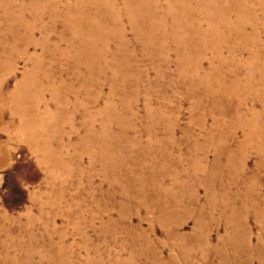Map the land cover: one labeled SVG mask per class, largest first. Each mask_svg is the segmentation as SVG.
I'll list each match as a JSON object with an SVG mask.
<instances>
[{"label":"rangeland","instance_id":"obj_1","mask_svg":"<svg viewBox=\"0 0 264 264\" xmlns=\"http://www.w3.org/2000/svg\"><path fill=\"white\" fill-rule=\"evenodd\" d=\"M33 1L36 45L0 71V264H264V102L248 78L264 70L249 64L264 58V0H62L51 22ZM154 6L147 43L130 16ZM2 17L0 53L14 38ZM188 26L202 47L180 49ZM80 38L90 62L74 57ZM26 75L34 146L8 104Z\"/></svg>","mask_w":264,"mask_h":264},{"label":"bare ground","instance_id":"obj_2","mask_svg":"<svg viewBox=\"0 0 264 264\" xmlns=\"http://www.w3.org/2000/svg\"><path fill=\"white\" fill-rule=\"evenodd\" d=\"M61 1L62 0H42V2H44L45 4H44V6L41 8V10H42V14L43 15H48V18H49V21L51 22V21H54V19H56L57 17H58V13H59V5L61 4ZM69 1V0H68ZM68 1H67V3H68ZM87 1V0H86ZM93 1V0H92ZM24 2H26V4L23 6V7H20V6H18V4H16V3H13V1L12 0H0V12L3 14V17L2 18H4L3 20H5V21H7V22H11L9 25H7V24H3L2 25V27L4 28V30H3V28H2V31H1V33H3V34H8V35H10V37H14L13 38V41H12V44L10 45L11 46V48H9V49H4L1 53H0V71H2V70H12V58H11V56H12V53H14L15 51H16V47H18L20 44H22V43H19V42H25L26 44H30V45H36V44H33L34 43V41H33V24L37 21V19H38V16H37V13H38V8L36 7V2L37 1H33L32 0V2H30V0H22L21 1V3H23L24 4ZM30 2V3H29ZM41 2V1H40ZM110 2V1H109ZM66 3V4H67ZM97 3V2H96ZM99 3V2H98ZM73 4H75V3H72V5ZM42 5V4H41ZM18 6V7H17ZM138 6V4L136 5V8H138L137 7ZM16 8V10H18L17 11V13H14L13 12V10ZM65 8V7H64ZM72 8H73V10H72V12H74V9H75V7H73L72 6ZM87 9H88V7H86ZM91 8V7H90ZM168 8V11H170V12H172V9H171V7L169 8V7H167ZM71 9V8H70ZM69 9V10H70ZM40 10V11H41ZM158 9H157V6H154L153 7V10L150 12V13H148V14H146L145 15V17H144V19L142 18V17H138V14H136V11L134 10V11H132V14H131V16H130V22H131V24H132V26H133V29L134 30H137V32L141 35V36H143L145 39H146V42L147 43H150V41H151V37L150 36H148L149 35V33H152L154 30L155 31H157V32H160V30L159 29H156V26L154 25V23L156 22V20H155V13H156V11H157ZM46 11V12H45ZM190 11V10H189ZM76 12V11H75ZM95 12V11H94ZM216 16H218V18H221V17H223V16H226V12L225 11H223V13L222 12H219V9H218V11H215V12H213ZM81 14H82V12H81ZM90 15H91V13H89ZM172 14V13H171ZM40 16V15H39ZM76 16V15H75ZM96 16V15H95ZM167 16V15H166ZM228 16V15H227ZM92 17H90V18H88L87 19V21L85 22L83 19H80V18H76V17H74L73 19H72V23H73V25L76 27V30L77 31H79V30H81V29H83V30H85L86 32H90V35H94V34H96L97 32H98V30L96 29V28H94L93 26H91V24H90V22H88L90 19H91ZM191 18H193V17H191ZM213 18V17H212ZM44 20V18L41 16V18H40V20ZM214 19V18H213ZM67 20H68V18H67ZM158 20V19H157ZM169 20V19H168ZM210 20L212 21V19L210 18ZM56 21V20H55ZM199 22V21H198ZM218 22V21H217ZM56 23V22H55ZM127 23V22H126ZM157 23V22H156ZM193 23V22H192ZM215 23V22H214ZM39 24V23H38ZM49 24H51V23H49ZM48 24V25H49ZM224 24V26H226V28L228 29V27H230L229 25H227L226 23H223ZM65 25V24H64ZM87 25V26H86ZM122 25V24H121ZM157 25V24H156ZM192 25V24H191ZM194 25V24H193ZM67 26V25H66ZM86 26V27H85ZM98 26V28H99V30H100V25H97ZM158 26V25H157ZM178 26V25H177ZM187 26V25H186ZM198 26V25H197ZM41 27V26H40ZM85 27V28H84ZM128 27V26H127ZM47 28H48V26H47ZM195 28V27H194ZM191 29H193L191 26H188V30H189V33L192 35V38H193V40H191L190 42L192 43V44H188V41L186 42V41H184L181 45V47H180V49H185V48H190V49H192V48H194V47H202V45L203 44H201V43H197V42H195V37H193L195 34L191 31ZM221 29V28H220ZM37 30V29H36ZM60 30V29H59ZM187 30V29H186ZM194 30V29H193ZM196 30V29H195ZM38 31V30H37ZM111 31V30H110ZM47 32V31H46ZM100 32H102V31H100ZM76 33V32H75ZM81 33H83V31L81 32ZM99 33V32H98ZM45 34V33H44ZM12 35V36H11ZM36 35V34H35ZM37 36V35H36ZM94 36H96V35H94ZM93 36V37H94ZM73 37V36H72ZM86 37V36H85ZM6 38V37H5ZM9 38V37H8ZM35 38V37H34ZM43 38H45V39H43ZM95 38H97V36L95 37ZM192 38H190V39H192ZM42 41L40 42V50L42 51V54H46V52L49 50V48L47 47V38H46V36L45 35H43L42 36ZM66 39V38H65ZM210 39V38H209ZM12 40V39H11ZM73 40V39H72ZM81 40V41H80ZM80 44H78V46H79V50L77 51V53H76V50H75V48H74V51H75V53H76V55L74 56L75 57V59L77 60V61H82V60H84L85 62H90L91 61V59H92V57L94 56V55H96V49H95V47H94V45H93V43L92 42H90L89 40H86L85 38L84 39H82V38H80ZM124 40V39H123ZM128 40V39H127ZM6 41V40H5ZM40 41V40H39ZM64 41V40H63ZM68 41V40H67ZM94 41V40H93ZM159 41V40H158ZM212 41V40H211ZM101 42V41H100ZM214 42V41H213ZM61 43V42H60ZM122 43V42H121ZM158 43V42H157ZM96 45V44H95ZM199 45V46H198ZM31 46V47H32ZM38 46V45H37ZM52 46V45H51ZM58 46V45H57ZM97 46V45H96ZM216 46V45H215ZM21 47H23V46H21ZM25 47V46H24ZM63 47V46H62ZM38 48V47H37ZM101 48V47H100ZM100 48H98V49H100ZM161 48H163V47H161ZM25 49V48H24ZM66 49V48H65ZM97 49V50H98ZM106 49V48H105ZM194 49H196V48H194ZM204 49V48H203ZM39 51V50H38ZM37 51V52H38ZM193 51V50H192ZM214 51V50H213ZM22 52H23V50H22ZM21 52V53H22ZM105 52V51H104ZM127 52V51H126ZM152 52V51H151ZM16 53H17V51H16ZM24 53V52H23ZM114 53V52H113ZM189 53V52H188ZM252 54H250V55H252V57H250L249 59H251V62L249 63L250 65H252V66H254V65H257V63H258V65H261V66H264V58H263V56H262V52L260 53V51L257 53V54H255V52H251ZM70 54V53H69ZM123 54V53H122ZM143 55V54H142ZM20 56V55H19ZM127 56V55H126ZM202 56V55H201ZM33 57V56H32ZM40 57V56H39ZM173 57V56H172ZM18 58V57H17ZM58 58V57H57ZM100 58V57H99ZM109 58V57H108ZM221 58V57H220ZM16 59V58H15ZM67 59V58H66ZM184 59V58H183ZM183 59H182V61H183ZM187 59V58H186ZM58 60V59H57ZM63 60V59H62ZM73 60V59H72ZM189 60V59H188ZM64 61V60H63ZM69 61V60H68ZM118 61V60H117ZM149 61V60H148ZM155 61V60H154ZM243 61V60H242ZM241 61V62H242ZM190 62V61H189ZM244 62V61H243ZM43 63H46V62H44L43 61ZM42 63V64H43ZM70 63V62H69ZM72 63V62H71ZM81 63V62H80ZM125 63V62H124ZM247 63V62H246ZM62 64V63H61ZM153 64V63H152ZM164 64V63H163ZM189 64V63H188ZM47 65V64H46ZM52 65V64H51ZM58 65V64H57ZM57 65H55V67L57 66ZM154 65V64H153ZM246 65V64H245ZM37 66H38V64L37 65H35V66H33V70H37ZM63 66V65H62ZM70 66V65H69ZM124 66V65H123ZM194 66V65H193ZM54 67V68H55ZM73 67V66H72ZM152 67V66H151ZM258 67V66H257ZM40 68V67H39ZM57 68V67H56ZM68 68V67H67ZM263 68V67H262ZM46 69H47V67H46ZM45 69V70H46ZM83 69V68H82ZM152 69V68H151ZM153 69H155V68H153ZM59 70V69H58ZM63 70V69H62ZM260 70V69H259ZM51 71V70H50ZM56 71V70H55ZM65 71V70H64ZM66 71H68V69H66ZM91 71H92V69H91ZM262 71V70H261ZM6 72V71H5ZM59 72V71H58ZM128 72V71H127ZM167 72V71H166ZM236 72V71H235ZM35 72L33 71V72H31L30 71V74L33 76V74H34ZM46 73V72H45ZM49 73V72H48ZM53 73V72H52ZM75 73V72H74ZM3 74H5V73H3ZM7 74V73H6ZM44 74V73H43ZM63 74V73H62ZM141 74V73H140ZM247 74V73H246ZM28 76V75H26V77H24V79L22 80L23 82H21V84H20V86L19 87H17L16 88V90L15 91H13V94H12V100L13 99H15L16 98V100H15V103H14V105H12L11 104V101L12 100H10L9 102H8V104H10L9 105V108L11 109V110H13V111H15V109H17L18 107H24L23 109H22V113H24L23 115H24V117H28V119H26V120H21V122H20V126L23 128V129H27L29 132H30V134L29 133H26V132H24L23 130H18L17 132L19 133V134H23V135H25V139L27 140V142L28 143H30L31 145H33L34 146V144L35 143H37V142H40V138L39 137H37V132H32L31 131V128L33 127V128H35V127H38V128H40V124L38 123V120L37 119H35L33 122H30L29 121V117L30 116H36V114H37V108H38V104H39V101L37 100V99H35V97L37 98V96H36V94L37 93H35L34 92V95L32 96V95H30L29 94V92H28V82L29 81H31L33 78H31L32 76ZM39 75V74H38ZM45 75V74H44ZM54 75H55V73H54ZM58 75V74H57ZM60 75V74H59ZM221 75V74H220ZM41 76V75H40ZM52 76V75H51ZM257 76V74H255V75H250L248 78H250V81H252V82H255V83H257V82H259V79H261L260 80V82L257 84L259 87H258V89L256 90L255 89V95H257L258 97L256 98H253L254 100H256L257 99V103H258V99L259 98H261V99H263V102H264V70H263V72H261V74L260 75H258L257 76V78H255ZM62 77V76H61ZM112 77V76H111ZM219 77V76H218ZM1 78H3V77H1ZM211 78V77H210ZM47 79V78H46ZM70 79V78H69ZM69 79H67V80H69ZM80 79V78H79ZM91 79V78H90ZM98 79H100L99 77H98ZM162 79V78H161ZM66 80V79H65ZM214 80H216V79H214ZM219 80V79H218ZM2 81V80H1ZM184 81V80H183ZM43 82V81H42ZM41 82V83H42ZM48 82V81H47ZM94 82V81H93ZM212 82V81H211ZM210 82V83H211ZM38 83V82H37ZM73 83V82H72ZM2 83H0V85H1ZM45 84V83H44ZM162 85V84H161ZM208 85L209 84H207L205 87H208ZM212 85V84H211ZM235 85V84H234ZM249 86H250V88H251V90H252V85H250V84H248ZM31 86V85H30ZM29 86V87H30ZM65 86V85H64ZM73 86V85H72ZM184 86V85H183ZM219 86H221V85H219ZM240 86V85H239ZM46 87V86H45ZM196 87V86H195ZM212 87V86H211ZM31 88V87H30ZM41 88V87H40ZM257 88V87H256ZM38 89V88H37ZM58 89H60V88H58ZM185 89V88H184ZM187 89V88H186ZM210 89H212V88H210ZM228 89V88H227ZM69 90H71V89H69ZM219 89H218V87H217V89H216V91H218ZM221 90V89H220ZM231 90V89H230ZM40 91H41V89H40ZM117 91V90H116ZM212 91H214V89H212ZM211 91V92H212ZM37 92V91H36ZM44 92V91H43ZM67 92V91H66ZM119 92V91H118ZM182 92H183V90H182ZM204 92V91H203ZM246 92L247 93H250L251 95H254V94H252L253 92H251V91H248L247 89H246ZM58 93H59V91H58ZM58 93H57V95H58ZM207 93V92H206ZM214 93V92H213ZM218 93V92H217ZM216 93V94H217ZM225 93V92H224ZM63 94V93H62ZM234 94V93H233ZM235 94H238V93H235ZM240 94V93H239ZM19 95V97H17ZM193 95V94H192ZM208 95V94H207ZM210 95H211V93H210ZM41 96V95H40ZM234 96V95H233ZM237 96V95H236ZM239 96V95H238ZM103 97V96H102ZM193 97V96H192ZM205 97V96H204ZM223 97V96H222ZM55 98V97H54ZM194 98H196V97H194ZM211 98H212V96H211ZM231 98V97H230ZM233 98V97H232ZM231 98V99H232ZM51 99H53V98H51ZM58 99V98H57ZM107 99V98H106ZM121 99V98H120ZM252 99V98H251ZM229 100V99H228ZM237 100V99H236ZM14 101V100H13ZM60 101V100H59ZM100 101V100H99ZM68 102V101H67ZM237 102V101H236ZM239 102V101H238ZM252 102V101H251ZM43 103V102H42ZM231 103V102H230ZM243 103V102H242ZM131 104V103H130ZM224 104V103H223ZM239 104V103H238ZM43 105V104H42ZM202 105V104H201ZM257 105V104H256ZM18 106V107H17ZM203 106V105H202ZM231 106V105H230ZM241 106V105H240ZM259 106V105H258ZM42 107V106H41ZM45 107V106H44ZM43 107V108H44ZM227 107V106H226ZM260 107V106H259ZM119 109V108H118ZM218 109H220V108H218ZM242 109V108H241ZM251 109V108H250ZM43 110V109H42ZM39 112H40V110H39ZM220 113V112H219ZM221 115V114H220ZM30 123H33V124H30ZM112 123V122H111ZM114 124V123H113ZM115 128V127H114ZM34 131H36V130H34ZM122 132V131H121ZM41 133V132H40ZM235 134V133H234ZM121 135V134H120ZM22 136V135H21ZM264 136V135H263ZM80 140V139H79ZM125 140V139H124ZM87 141H88V139H87ZM86 141V142H87ZM244 142V141H243ZM97 143V142H96ZM52 144V143H51ZM93 144V143H92ZM248 145V144H247ZM246 145V146H247ZM254 145H256V144H254ZM226 146V145H225ZM237 146V145H236ZM260 146V145H259ZM258 146V147H259ZM245 147V146H244ZM257 147V148H258ZM31 148V147H30ZM242 148V147H241ZM246 148V147H245ZM244 148V149H245ZM40 149V148H39ZM84 149V148H83ZM108 149H110V148H108ZM237 149V148H236ZM235 149V150H236ZM240 149V148H239ZM36 150V149H35ZM238 150V149H237ZM236 150V151H237ZM248 150V149H247ZM37 152H44L43 153V160L42 161H45V160H47L44 164H48V163H50L51 162V158L48 156V154L47 153H45V151H42V150H36ZM239 151V150H238ZM241 151V150H240ZM256 151H257V153H260V152H258V150L256 149ZM260 151V150H259ZM263 151V150H262ZM51 152V151H50ZM243 152V151H242ZM245 152L246 151H244V155H245ZM101 153V152H100ZM99 153V154H100ZM239 153V152H238ZM247 153V152H246ZM52 155V154H51ZM98 155V154H97ZM259 155V154H258ZM99 157V156H98ZM243 157V156H242ZM263 157V156H262ZM264 158V157H263ZM41 161V162H42ZM217 162V161H216ZM114 163V162H113ZM243 163V162H242ZM238 166V165H237ZM232 167V166H231ZM230 167V168H231Z\"/></svg>","mask_w":264,"mask_h":264}]
</instances>
